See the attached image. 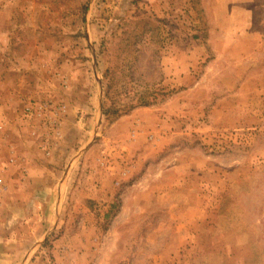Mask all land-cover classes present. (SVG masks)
Instances as JSON below:
<instances>
[{
	"label": "rangeland",
	"instance_id": "374dc122",
	"mask_svg": "<svg viewBox=\"0 0 264 264\" xmlns=\"http://www.w3.org/2000/svg\"><path fill=\"white\" fill-rule=\"evenodd\" d=\"M0 264H264V0H0Z\"/></svg>",
	"mask_w": 264,
	"mask_h": 264
},
{
	"label": "trees",
	"instance_id": "16d2710c",
	"mask_svg": "<svg viewBox=\"0 0 264 264\" xmlns=\"http://www.w3.org/2000/svg\"><path fill=\"white\" fill-rule=\"evenodd\" d=\"M148 102L147 101H143V104H147Z\"/></svg>",
	"mask_w": 264,
	"mask_h": 264
}]
</instances>
